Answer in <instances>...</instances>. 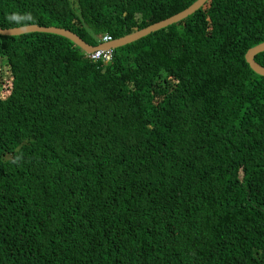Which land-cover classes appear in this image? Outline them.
Returning <instances> with one entry per match:
<instances>
[{
  "label": "trees",
  "instance_id": "1",
  "mask_svg": "<svg viewBox=\"0 0 264 264\" xmlns=\"http://www.w3.org/2000/svg\"><path fill=\"white\" fill-rule=\"evenodd\" d=\"M196 1L0 0L98 47L0 33V264H264V0L106 47Z\"/></svg>",
  "mask_w": 264,
  "mask_h": 264
},
{
  "label": "water",
  "instance_id": "2",
  "mask_svg": "<svg viewBox=\"0 0 264 264\" xmlns=\"http://www.w3.org/2000/svg\"><path fill=\"white\" fill-rule=\"evenodd\" d=\"M208 0H197L194 2L191 6H189L187 9L184 11L169 17L167 19H164L160 22L154 23L140 31H137L135 33L126 35L124 37H121L117 40H114L111 44L106 45V47H120L124 46L128 43H132L143 36H147L152 32H155L157 30L163 29L165 27H168L169 25H172L188 16L191 14L195 13L197 10H199L201 7H203ZM33 31H38V32H48V33H55L59 34L62 36L67 37L68 39L72 40L75 44H77L80 48L85 50L86 52H92L98 47H93L89 44H87L80 36H78L76 33L72 32L71 30L65 29V28H60L56 26H39L36 24L33 25H26L23 27H14V28H9V29H3L0 28V33L1 34H24V33H29ZM264 52V42L256 45L255 47L251 48L248 53L246 54V59L247 62L250 64L251 68L257 72L260 75H264V66H262L260 63H258L255 60V57L258 53Z\"/></svg>",
  "mask_w": 264,
  "mask_h": 264
},
{
  "label": "clouds",
  "instance_id": "3",
  "mask_svg": "<svg viewBox=\"0 0 264 264\" xmlns=\"http://www.w3.org/2000/svg\"><path fill=\"white\" fill-rule=\"evenodd\" d=\"M6 19L11 24L23 27L33 20V16L30 12H12Z\"/></svg>",
  "mask_w": 264,
  "mask_h": 264
},
{
  "label": "built area",
  "instance_id": "4",
  "mask_svg": "<svg viewBox=\"0 0 264 264\" xmlns=\"http://www.w3.org/2000/svg\"><path fill=\"white\" fill-rule=\"evenodd\" d=\"M106 40L111 41L112 39L111 37H106ZM101 56H103L106 60L111 59V53L109 51H102V50H98L94 52L93 54L90 55V58L96 59V58H100Z\"/></svg>",
  "mask_w": 264,
  "mask_h": 264
}]
</instances>
